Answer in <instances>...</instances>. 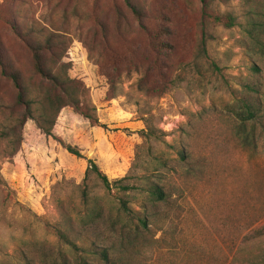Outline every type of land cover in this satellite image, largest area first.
Listing matches in <instances>:
<instances>
[{
	"label": "rangeland",
	"instance_id": "374dc122",
	"mask_svg": "<svg viewBox=\"0 0 264 264\" xmlns=\"http://www.w3.org/2000/svg\"><path fill=\"white\" fill-rule=\"evenodd\" d=\"M129 1L142 11V19L132 13ZM211 6L235 14L239 23L210 25L199 72L178 64L191 63L202 36L200 0H0V42L8 72L19 70L35 82L25 39H35L38 30L60 33L69 75L86 84L107 125L94 126L65 106L52 135L28 119L14 155L8 156V142L0 141V264H62L60 248L69 256L66 264H74L55 228L65 224V214L83 229L79 222L92 209H103L105 219L88 225L84 218L85 231L114 253L110 263L90 256V264H264V44L250 41L244 27L249 11L264 10V0H214ZM97 19L107 22L114 35L120 31L126 37L128 44L118 43L138 62L153 56L146 49L149 34L168 28L176 84L161 97L146 95L134 85L140 75L135 73L118 80L117 95L109 99L98 62L103 52ZM254 82L262 90L257 125L243 121L235 109ZM16 92L0 69V132L5 123L1 106L11 105ZM143 115H153L154 125L167 133L166 142H152L151 152L140 135ZM66 144L93 159L111 181L133 169L135 180L142 185L159 181L170 199L156 201L146 192L125 195L115 189L113 195L142 207L147 222L135 226L118 218V226L126 223L121 236L110 216L116 214L115 196L98 184L88 204L83 203L79 184L88 161L69 153Z\"/></svg>",
	"mask_w": 264,
	"mask_h": 264
},
{
	"label": "trees",
	"instance_id": "16d2710c",
	"mask_svg": "<svg viewBox=\"0 0 264 264\" xmlns=\"http://www.w3.org/2000/svg\"><path fill=\"white\" fill-rule=\"evenodd\" d=\"M200 1L203 4V13L205 14L203 17L204 21L201 24L202 36L198 40V47L192 55L191 63L178 64V67L181 66L184 70L195 67L199 72L203 66L201 56L203 53L206 55L207 52V42L211 34L210 25L233 27L239 23L235 14L216 11L211 6L214 0ZM128 4L132 13L138 19H142V11L133 2L129 1ZM96 22L102 32L101 44L103 53L99 56L98 62L103 75L107 78L109 99H113L117 95L118 80L123 77L130 78L135 73L140 75L134 85L146 95L161 97L176 84V78L173 76V63L170 60L173 44L169 39L171 32L168 28H160L149 34L151 40L150 45L146 46V49L153 56L151 59L138 62L135 61L131 52H129L130 54L128 53L129 49L127 50V47H120L119 40H122L124 44H128L126 37L121 35L120 31H117L116 35H114L109 31V27L106 25L107 22L105 23L102 19H97ZM244 27L250 41L258 46L264 44V10L254 9L249 11ZM31 40L28 42L25 39V43L27 42V46L32 52L33 71L37 78L35 82L25 80L19 70L8 72L3 47L0 42L1 73L11 79L17 91L11 105L4 103L1 106L5 116V123L0 132V141L8 142L11 148L7 153L8 156L14 155L20 148L23 141L24 126L28 119H34L42 131L47 135H52L59 113L65 106H72L87 118L92 125L107 128V125L99 119L96 106L90 98L89 88L81 79L71 77L69 75L70 64L62 61L64 53L61 50L65 41L61 39L60 33H45L38 30L36 31V38ZM211 66L220 70L215 62ZM259 70L256 65H253L255 73H258ZM246 90L249 92L248 95L243 99H237L235 109L243 121L253 120L257 125L255 117L257 103L260 102L262 95L261 86L256 84V82L249 83ZM142 119L145 127L140 130V135L149 152H151L153 149L152 142H166L165 136L167 133L154 125L153 115H143ZM65 148L69 153L88 161L85 177L82 183L79 184L85 205L88 204L90 194L95 191L98 184L105 189L106 193L115 196L116 214L113 217L112 213H110V216L113 219V228L119 229L121 236L126 235V223L118 226V218L124 216L134 222L135 226L139 224L145 226L147 222L145 217H142V207L136 209L130 205L129 199L122 195H113L115 189L118 194L125 195L133 192H146L156 201H167L170 199L165 186L159 181L149 180L145 185H142L140 181L135 180L133 169H130L128 174L120 179L111 181L99 165L93 159L86 157L78 147L66 144ZM140 153V150H138L136 156L139 157ZM178 154L181 155L182 159L186 158L184 151L181 150ZM91 181H94L96 185L91 183ZM0 183L2 182L0 181ZM91 211V214H85L79 222L82 224L83 229H78L71 219L65 217V214L62 215L65 224L55 228V234L61 247H68L70 252L73 253L74 264H90L88 260L90 256H98L107 263L112 261L113 249L108 247V245H99V239L85 231L87 230L85 229L87 222L84 218H89L88 225H90L98 219L104 218L106 214L103 209H92ZM106 220L105 222L108 221L111 224L110 220ZM60 223L63 224V221ZM22 256L23 258L26 257L24 253H22ZM59 256L62 264H66L69 256L64 253L63 248H60Z\"/></svg>",
	"mask_w": 264,
	"mask_h": 264
}]
</instances>
